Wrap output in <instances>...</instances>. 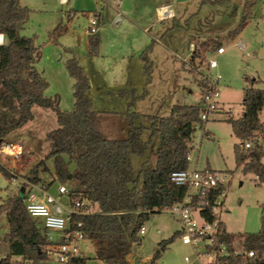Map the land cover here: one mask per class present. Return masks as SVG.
I'll use <instances>...</instances> for the list:
<instances>
[{
	"label": "rangeland",
	"instance_id": "374dc122",
	"mask_svg": "<svg viewBox=\"0 0 264 264\" xmlns=\"http://www.w3.org/2000/svg\"><path fill=\"white\" fill-rule=\"evenodd\" d=\"M66 2V1H65ZM20 0L30 9L28 21L20 34L33 37L39 50L36 69L48 85L46 97H57L59 108H74L73 80L65 63L74 56L88 77V96L93 109L101 113L100 129L107 138L122 139L127 135L129 113L135 126L143 125L142 138L149 136V116L169 117L174 105H199L202 90L199 73L190 69L183 59L190 60V43L219 42L223 53L208 51L203 56L201 73L210 79L219 76L216 83L218 110L207 120H198L190 133L192 149L189 169H209L230 174L224 197V208L219 218L233 235V247L242 251L243 235L259 229L260 206L264 205V183L259 184L253 174H243L234 161L233 146L239 140L232 134L226 121L227 112L237 119L242 114L244 89L254 86L264 90V0ZM170 4L174 18L157 19L154 6ZM102 14L100 16L98 13ZM70 13V16H69ZM120 15L118 22L114 20ZM98 22V50L88 52V21ZM150 48L148 73L140 58ZM215 59L217 66L206 63ZM195 65L199 60L193 61ZM33 118L21 128L10 132L6 141L20 150L17 158L1 154L0 162L17 178L7 179L0 174V204L19 195L22 180L19 175L30 174L37 168L41 181L54 177L52 161L46 158L49 149L48 133L57 127L55 113L35 106ZM264 123V109L259 113ZM264 145V135L260 138ZM160 135L154 134L143 156H132L135 171L146 161L155 164V152ZM264 161V160H263ZM14 165V167H13ZM54 181L49 192L62 204L66 195L59 197ZM71 187L69 182L64 184ZM93 207H90V210ZM97 205H94V211ZM195 218L198 217L195 214ZM35 220V219H34ZM146 231L140 245H133L128 264L149 262L159 252L156 264H187L185 257L193 259L192 249L184 245L177 231L181 222L166 210L150 215L143 224ZM6 216L0 212V259L9 252L5 234L8 232ZM86 264H104L94 258V246L82 243ZM193 264H197L194 262Z\"/></svg>",
	"mask_w": 264,
	"mask_h": 264
},
{
	"label": "trees",
	"instance_id": "16d2710c",
	"mask_svg": "<svg viewBox=\"0 0 264 264\" xmlns=\"http://www.w3.org/2000/svg\"><path fill=\"white\" fill-rule=\"evenodd\" d=\"M247 3L250 4V0ZM29 12L20 0H0V34L5 38L0 44V148L8 143L5 138L10 132L33 118V107L52 110L57 127L47 135L46 158L52 161L54 177L49 182L41 181L37 175L38 166H44L41 161L30 174L18 176L25 190L23 195L9 197L0 204V212L5 214L9 228L5 234L9 252L0 259V264H36L43 260L45 239L41 222L28 215L24 199L28 183L49 191L54 181L71 184L67 193L71 203L75 200L84 202L82 210L87 212L74 215L71 222H82L85 239L94 246V258L104 264H128L132 246L141 242L140 227L151 214L180 201L185 194L184 187L171 182L170 174L188 169L192 149L190 133L194 123L200 120L201 102L199 105H174L169 117L149 116L150 133L146 140L142 138L145 127L135 126L132 121L133 117L139 116L137 112L128 114L125 138H107L100 129L101 113L93 109L88 96V77L74 56L65 63L73 80V110H61L56 96L43 95L48 83L35 67L39 50L33 37L20 34ZM88 38V52L95 55L97 34L88 35ZM219 47L221 45L216 41L196 42L190 61L198 59L200 62L206 52L216 51ZM149 51L148 47L140 55L148 73L151 69ZM198 84L202 92L209 90L207 80L201 79ZM263 109L264 90L250 86L244 89L241 116L234 119L228 111L226 118L232 134L239 140L233 146L236 168L241 167L243 174L255 175L259 184L264 183V145L260 143L264 123L259 118ZM154 134L160 135L154 166L150 167L144 161L135 171L131 157L143 156ZM245 143L250 146L245 147ZM0 174L7 179L17 178L1 162ZM219 190L211 189L201 195L204 203L200 214L208 222L215 219L210 209ZM94 205H97L96 211ZM177 234L180 235V231ZM217 240L226 243L231 251L230 263L264 264V205L260 206L258 231L243 235L241 254L232 253L235 251L233 235L222 221L219 222ZM247 251H253L254 255L248 257L244 254ZM158 258L159 252L155 251L146 264H156ZM70 264H86V257L81 253Z\"/></svg>",
	"mask_w": 264,
	"mask_h": 264
},
{
	"label": "built area",
	"instance_id": "2783aa9c",
	"mask_svg": "<svg viewBox=\"0 0 264 264\" xmlns=\"http://www.w3.org/2000/svg\"><path fill=\"white\" fill-rule=\"evenodd\" d=\"M169 15L168 7H163L160 11V18L164 19ZM120 15H117L115 22H118ZM98 21L91 18L88 21L86 29L87 35L97 33ZM190 47L194 49V44ZM191 50V51H192ZM224 49L219 47L216 53H223ZM184 63L200 76L208 81L209 90L202 92L201 95V111L200 120L205 121L208 115L218 110L216 103V83L219 76L210 79L207 75L201 73V65L203 60L195 65L190 60ZM207 67L212 69L217 66L215 59H210L206 63ZM249 147L248 143L244 144ZM20 150H15V146L4 144L0 148V153L17 158L20 155ZM14 175V173L12 172ZM170 180L177 186L185 188L183 198L173 205L165 208L170 214L175 216L181 222L180 240L184 245H188L193 252V259L185 257L187 264H239L237 262L230 263L228 257L231 254L226 243H218L219 234V218L221 210L224 208V197L226 186L229 184L230 174L220 173L209 169L199 170L197 168L175 170L170 174ZM28 183V182H27ZM29 189L25 193V208L28 215L41 222L42 232L45 239V245L42 248L43 260L36 264H70L73 259L81 255L82 243L88 242L85 239L82 230V222H71L74 215L83 214L82 207L84 202L75 200L71 203L69 200L62 204L59 199L55 198L47 189L40 185L28 183ZM220 188L216 198L211 205V213L215 216L212 222L206 221L200 214L202 202L201 195L211 189ZM59 197L68 193V188L65 185L57 187ZM25 192V190H24ZM208 203L205 202V205ZM195 214L198 219L195 218ZM145 227L141 226L139 235L145 234ZM235 255H239L241 251H232ZM248 257L254 255L253 251L244 253Z\"/></svg>",
	"mask_w": 264,
	"mask_h": 264
},
{
	"label": "crops",
	"instance_id": "0c3cea01",
	"mask_svg": "<svg viewBox=\"0 0 264 264\" xmlns=\"http://www.w3.org/2000/svg\"><path fill=\"white\" fill-rule=\"evenodd\" d=\"M65 1H66V2H65ZM68 1H69V0H57V2H58L59 4H64V2H65V4H66V3H68ZM163 7H168V9H169V15H167L166 18L161 19V18H160V11H161V9H162ZM154 9H155V12H156L157 19L160 20V21H163V20L168 19V18H174V17H175V16H174V10L172 9V6H171L170 4H157V5L154 6ZM98 15L100 16V20H101V18H102V14L99 12ZM117 15H118V14H117ZM69 16H70V13H69ZM114 21H115V20H114ZM98 23H100V21H99ZM96 34H97V37H98V32H97ZM4 41H5L4 36H3L2 34H0V44L3 43ZM190 44H191V43H190ZM190 53H191V52H190ZM13 167H14V165H13Z\"/></svg>",
	"mask_w": 264,
	"mask_h": 264
},
{
	"label": "water",
	"instance_id": "95a60500",
	"mask_svg": "<svg viewBox=\"0 0 264 264\" xmlns=\"http://www.w3.org/2000/svg\"><path fill=\"white\" fill-rule=\"evenodd\" d=\"M180 1V0H178ZM185 133L188 134V130H185ZM24 192V188H21L19 195L22 196ZM134 264H139L137 258L134 259Z\"/></svg>",
	"mask_w": 264,
	"mask_h": 264
}]
</instances>
